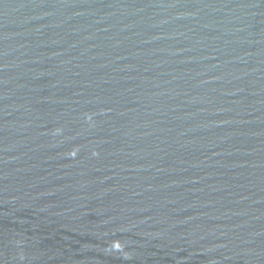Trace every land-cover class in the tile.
Segmentation results:
<instances>
[{
    "label": "water",
    "instance_id": "water-1",
    "mask_svg": "<svg viewBox=\"0 0 264 264\" xmlns=\"http://www.w3.org/2000/svg\"><path fill=\"white\" fill-rule=\"evenodd\" d=\"M0 264H264V0H0Z\"/></svg>",
    "mask_w": 264,
    "mask_h": 264
}]
</instances>
